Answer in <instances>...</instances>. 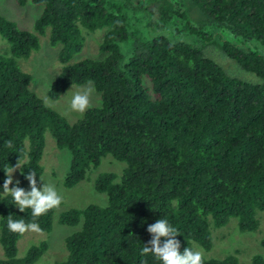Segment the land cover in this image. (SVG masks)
<instances>
[{
  "label": "trees",
  "instance_id": "obj_1",
  "mask_svg": "<svg viewBox=\"0 0 264 264\" xmlns=\"http://www.w3.org/2000/svg\"><path fill=\"white\" fill-rule=\"evenodd\" d=\"M13 1L41 11L33 32L0 15L8 45L0 56V264H35L47 248L39 241L16 256L28 225L50 231L52 205L17 204L4 192L41 173L45 130L69 152L66 188L104 156L121 165L119 174L100 171L93 180L104 204L59 213V224L80 226L63 238L66 255L54 264H177L193 253L191 242L210 247V225L234 216L239 231L256 228L254 210H264V0ZM46 29L61 64L48 98L84 82L99 94L72 123L29 89L31 77L15 61L38 49ZM82 30H103V56L68 63ZM250 40L263 52L244 47ZM120 41L129 46L123 63ZM210 43L254 79L226 73L204 54ZM19 162L18 179L6 178ZM248 264L264 262L255 255Z\"/></svg>",
  "mask_w": 264,
  "mask_h": 264
},
{
  "label": "rangeland",
  "instance_id": "obj_2",
  "mask_svg": "<svg viewBox=\"0 0 264 264\" xmlns=\"http://www.w3.org/2000/svg\"><path fill=\"white\" fill-rule=\"evenodd\" d=\"M41 11V5L25 4L18 6L13 0H0V15L13 22L17 29L33 32L32 23ZM48 29L43 35H37L38 49L26 58H16V64L20 70L30 75L29 89L43 101L50 109L60 114L68 123L80 117L85 108L98 105L99 94L93 89L90 82L79 85L72 84L63 91L55 100L47 96V90L60 71L61 64L57 60L59 45H50L47 40ZM103 30L87 32L82 30L83 44L81 49L72 55L68 63L83 58H101L103 53L98 50L102 39ZM121 54L120 63L129 56V46L126 41L117 43ZM204 54L213 58L228 74H235L246 80L254 79L252 73L242 70L234 60L228 58L215 44L204 45ZM244 47L251 48L259 53L263 48L254 40L246 41ZM8 45L0 36V56L7 53ZM44 145L39 164L42 171L39 175L26 177L20 185L4 192L12 193L16 203L29 202L35 205L51 204V229L48 232L40 231L34 225H28L16 243V256L21 257L28 246L39 241H45L47 248L37 259L35 264H54L55 261L64 259L66 249L63 238L78 229L80 222L74 226L61 225L57 222L59 213L67 208H82L89 203L104 204L105 196L96 192L93 180L100 171L120 172L121 165L112 161L108 156L101 158L96 168H90L84 179L66 188L62 180L69 165V152L66 148L58 149L47 130L43 132ZM19 163L12 165L5 172L6 178L15 181L19 177ZM254 218L257 221L256 228L251 231H239L237 219L234 216L218 227L210 225V247L203 249L191 242L192 254L178 261L177 264H189L195 257L202 259H221L226 255H233L237 264H248L251 257L258 255L264 262V248L259 240L264 235V210H254ZM3 256L0 247V258Z\"/></svg>",
  "mask_w": 264,
  "mask_h": 264
}]
</instances>
